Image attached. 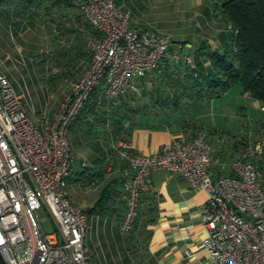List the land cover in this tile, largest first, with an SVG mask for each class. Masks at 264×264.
I'll return each mask as SVG.
<instances>
[{
  "label": "built area",
  "instance_id": "1",
  "mask_svg": "<svg viewBox=\"0 0 264 264\" xmlns=\"http://www.w3.org/2000/svg\"><path fill=\"white\" fill-rule=\"evenodd\" d=\"M79 6L94 29L87 40L91 62L52 115L34 116L0 73V253L7 264H93L87 255L89 215L68 191L75 161L69 131L97 87L108 103L139 93L137 79L159 68L170 53L172 37L131 26L132 11L118 0H83ZM115 148L130 172L123 232L135 222L152 171L169 168L209 194L203 244L211 264H264V186L250 160L264 149V137L250 140L231 163L232 172L219 177L212 165L220 157L212 154L204 133L177 136L151 154L133 151L124 138ZM46 215L55 232L44 229Z\"/></svg>",
  "mask_w": 264,
  "mask_h": 264
},
{
  "label": "crops",
  "instance_id": "2",
  "mask_svg": "<svg viewBox=\"0 0 264 264\" xmlns=\"http://www.w3.org/2000/svg\"><path fill=\"white\" fill-rule=\"evenodd\" d=\"M22 1H8L9 4L3 2L0 7L10 5L19 8ZM40 1H42L40 6L32 5L29 7L21 22L12 23L0 18L1 43L3 46L15 47L17 45L15 37L10 33L15 28L16 30L18 28L24 29V35L18 37V41L24 43L26 41L25 33L29 30L32 31L27 24L35 23L38 17L47 16L48 27L54 28L53 30L50 29L52 35H47L49 37L46 38V41L61 50V63L71 68V72L75 73L76 78L81 77L91 62L87 40L94 33V29L86 21L79 6V2L83 0ZM139 1L144 3V0H119L132 11ZM177 1L181 2L169 5L167 0H157L151 11L158 10V7L163 4L167 10H163L162 13L167 18L175 12L179 14V7L195 8L205 4L206 10L199 15L203 17V22H200L203 29L200 31L206 30V32H203L198 40L185 38L177 43L172 38L170 53L163 59L161 66L138 80L140 92L137 94L135 103L140 105L143 110L134 113L130 121H125L128 127L126 138L131 142L133 151L151 154L163 145L171 143L175 137L187 135L190 129L194 128L198 133L205 132L212 143V154L215 157H220V161L212 165L214 177H219L231 173V163L242 155L244 148H242L241 138L239 136L230 138L228 133H223L216 126H214L216 129H211L217 120L213 118L211 120L213 122H211L206 119L215 116L204 118L202 113L193 109L194 106L192 119L178 122L175 115L162 114L160 109L157 110L151 104L148 94L150 89L156 87L159 80L167 76V71L174 68L176 63L184 59L185 56H190L194 66L205 71L212 70L213 62L208 51L216 48L222 50L230 41V29L216 5L218 0ZM146 8L148 9L147 6ZM202 14L207 17L204 19ZM130 24L134 27L146 28L143 22L137 20H132ZM39 26L37 23L36 27ZM39 28L42 31V27ZM97 91L100 96L101 87H97ZM18 92L23 95L20 90ZM251 104L253 110L263 105L262 101L255 97H253ZM231 107L234 108L232 112L235 113L237 107L235 105ZM179 113L181 114L182 111H178ZM224 117L228 118L229 116L225 115ZM92 121L98 123L97 126L100 124L104 126L100 121L93 119L92 113L83 111L81 117L77 118L69 131V138L75 150L74 173L68 183L69 194L77 206L86 210L88 207L92 206L93 208L96 205L103 188L110 181L123 176H126V179L130 177L124 160L118 161L119 166L111 165L116 163H112L114 159L112 160L108 155L109 146L106 149L99 142L95 143L97 145L94 146L85 142L83 137L84 133L87 134V132L84 129L92 127ZM240 121L238 127L241 129L242 118ZM186 123H192L190 129ZM249 124L246 125V129L248 127L253 128L255 137L258 138L264 133L263 117H255L254 122ZM187 129L189 130L187 131ZM258 157H261V153L252 156L251 160H256ZM91 171L92 182L88 178ZM149 179L151 188L143 195L142 213L139 217L140 224L143 223V226L140 225L141 234L144 236H141L142 244L133 248L132 243L125 240V235L120 226L123 216L119 218L116 213L112 214L109 211L97 209L93 210L92 213L88 212L90 221L87 243L88 257L96 256L93 252L91 254L89 250L92 230V240L97 234L103 235L102 239L105 246L102 247V251L105 249L109 257L108 262L103 264H211L208 249L203 244V239L208 232L203 218V209L209 197L208 192L203 188L194 187L182 173L169 168L153 170ZM89 187H92L91 201L83 199L82 196L83 188L90 190ZM122 187H125V183ZM91 214L92 221L90 219ZM93 264H97V262L94 261Z\"/></svg>",
  "mask_w": 264,
  "mask_h": 264
},
{
  "label": "trees",
  "instance_id": "3",
  "mask_svg": "<svg viewBox=\"0 0 264 264\" xmlns=\"http://www.w3.org/2000/svg\"><path fill=\"white\" fill-rule=\"evenodd\" d=\"M8 1L13 0H0V4L3 2L9 4ZM41 3L40 0H23L19 8L10 5L0 7V18L12 23L21 22L30 6H40ZM216 5L228 23L230 41L222 50L216 48L208 51L213 62V69L205 71L184 58L176 63L174 68L167 71V76L159 80L156 87L148 92L151 104L157 110L160 109L162 114L175 115L178 122L192 119L194 103L204 98L210 99L221 95L236 82L242 85L244 92H249L264 105V0H218ZM137 94H121L108 103L100 98L96 89L82 112L92 113L93 119L100 121L103 125L109 121L111 133L119 139H127L128 127L125 121H130L134 113L143 110L140 105L135 103ZM180 110L182 113L178 114ZM82 112L78 118L81 117ZM94 122L92 121V130L95 126ZM186 124L190 129L192 123ZM195 133L198 132L193 128L187 135ZM259 153H261V157L257 160V163L259 162L257 169L261 167L263 170L264 149ZM252 161L256 164L255 159ZM124 165L129 172V165L125 160ZM89 169L92 170L90 167ZM259 177L264 186V174L261 176L259 174ZM88 178L92 182V171L88 174ZM126 180V176H123L110 181L103 188L96 205L87 209V213L98 209L109 211L112 214L116 213L119 218L124 217L127 210L128 193L122 186ZM141 213L140 206L132 228L127 234H124L125 240L131 242L133 248L143 242L140 229V225L143 223L140 224L139 221Z\"/></svg>",
  "mask_w": 264,
  "mask_h": 264
},
{
  "label": "rangeland",
  "instance_id": "4",
  "mask_svg": "<svg viewBox=\"0 0 264 264\" xmlns=\"http://www.w3.org/2000/svg\"><path fill=\"white\" fill-rule=\"evenodd\" d=\"M167 1L169 5L179 4L181 2L177 0ZM156 2L157 0H144V3H140L139 1L133 8L134 10H131V21L137 20L143 22L144 26L157 34V36L171 35L173 40L177 43L179 40L185 38L198 40L199 37L203 35V32H206V30L200 31V29H203L200 23L203 22V17L199 15L206 10L205 4L198 5L195 8L179 7V14L175 12L166 18L162 13L163 10H167L163 7V4L158 7V10L151 11L156 5ZM202 15L204 19L207 17L205 14ZM47 18V16H41L35 21L36 24L33 22L27 24L32 31L29 30L25 33L24 37L26 41L24 43L18 41V37L20 38L24 35V29L22 30L21 28L17 30L15 28L10 32L17 42L15 47L8 45L3 46V43L0 41V73L6 76L23 95L25 94L24 100L26 101L27 109L34 116H39L43 113L52 115L56 111L63 96L71 89L73 83L80 78H76L74 75L75 73L71 72L72 69L61 63V50L53 47L49 41H46V38L52 35L50 29L53 30L54 28L48 27ZM37 23L40 25L39 27H42V31L39 27H36ZM186 57L191 63L190 56H185V58ZM138 80L139 79H137V82ZM252 99L253 97L251 95L244 92L242 85L236 82L229 90L221 93V95H217L212 99L204 98L194 103L193 109L202 113L201 115L204 116V118L214 115L215 117L206 119L208 121H211L213 118L217 120L211 129H216L217 127L223 133H228L230 138L239 136L241 138L242 148L245 149L250 140L256 141L259 140L258 138L262 139L264 137L263 133L257 138L255 137L253 128L248 127V129H246V125H250L249 123L252 124L255 117H263L264 119V111L261 108L262 105L253 110L251 104ZM233 105L237 107L235 113L232 112L234 108L231 106ZM225 115L229 117L226 118L224 117ZM241 118L242 127L240 129L238 123L241 122ZM95 123L96 122H94V125ZM97 124L98 123L95 125L96 127H93V130L92 127H86V129H84V131L87 132V134L84 133L85 135L83 137L85 142L91 146L97 145L95 143L99 142V144L102 146L104 145L106 149L109 146L108 155L112 160L114 159L112 163H116L111 165L119 166L118 161L123 160L116 152L115 148L119 137L111 133V125L108 127L106 125L102 126L101 124L97 126ZM206 137L208 139L207 135ZM259 159L260 157L255 161L256 166H259V162L257 163ZM258 169L260 175H263L264 169L262 170L261 167ZM89 188L90 190L83 188L82 191L83 199L87 201L92 200V187ZM90 208H92V206H90ZM90 208L88 207L87 209ZM90 219L92 221V214L90 215ZM42 224L47 232L56 231V225L50 215L43 217ZM123 233L127 234L128 232ZM102 236L101 234H97L92 240L91 230L89 250L91 254L92 252L94 255L96 254L95 257L89 258L92 263H94V261L97 262V264L108 262L109 257L107 256L106 250L104 249V251H102V247L105 246Z\"/></svg>",
  "mask_w": 264,
  "mask_h": 264
},
{
  "label": "water",
  "instance_id": "5",
  "mask_svg": "<svg viewBox=\"0 0 264 264\" xmlns=\"http://www.w3.org/2000/svg\"><path fill=\"white\" fill-rule=\"evenodd\" d=\"M0 264H7L1 253H0Z\"/></svg>",
  "mask_w": 264,
  "mask_h": 264
}]
</instances>
